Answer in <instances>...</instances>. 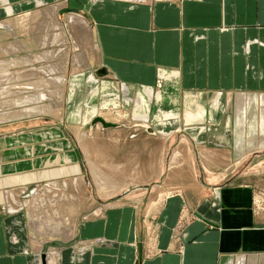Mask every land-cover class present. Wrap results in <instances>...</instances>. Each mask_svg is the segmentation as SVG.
<instances>
[{
  "label": "crops",
  "instance_id": "obj_1",
  "mask_svg": "<svg viewBox=\"0 0 264 264\" xmlns=\"http://www.w3.org/2000/svg\"><path fill=\"white\" fill-rule=\"evenodd\" d=\"M71 6V17L82 16L92 29L93 73L105 69L125 95L170 102L175 116L164 118L181 115L176 142L188 144L190 154L174 164L170 151L164 181L123 190L118 201L135 204L109 205L100 220L77 219L70 232H52L50 242L24 210H0V264H264L257 190L225 181L240 172L243 158L225 150L228 143L264 142L256 139L257 128L264 132V0H0V20ZM142 105L139 99L135 117L145 124ZM49 138L47 131L0 135V205L10 190L38 179L25 173L48 163ZM153 185L163 197L148 204L156 207L150 226L136 202L139 190L152 194Z\"/></svg>",
  "mask_w": 264,
  "mask_h": 264
},
{
  "label": "rangeland",
  "instance_id": "obj_2",
  "mask_svg": "<svg viewBox=\"0 0 264 264\" xmlns=\"http://www.w3.org/2000/svg\"><path fill=\"white\" fill-rule=\"evenodd\" d=\"M72 8L57 12L55 7H41L0 20V135L47 131L51 136L43 142L50 149L48 163L43 169L25 173L38 179L7 191L6 204L0 205V210L10 209V205L24 210L35 229L48 236V242L54 240L52 232L56 230H73L77 219L81 224L87 219L100 220L109 205L134 203L119 202L120 198L111 201L121 197L125 188L164 181L170 151L175 153L170 160L174 164L184 161L178 158L183 152L190 154L188 144L176 142L181 115L164 118L166 113L175 116L170 102L152 104L148 95L136 91L125 95L111 79L94 76L97 58L92 29L78 15L75 17L87 25L70 24ZM139 99L143 103L139 115L148 114L145 124L135 117ZM228 113L234 115L233 111ZM97 118L118 127L104 128L99 122L94 125ZM231 129L236 131L230 128V135ZM257 129L256 139L263 138L264 132ZM227 146L225 150L239 151L245 159L240 160V172L226 175L225 181L254 186L259 197L257 207L264 208V142ZM39 158V154L33 155L32 164ZM71 168H78V173ZM58 170L65 173L63 178L47 173ZM3 179L6 177H0V183ZM151 188L152 194L139 190L143 199L136 202L150 226L156 207L148 204L163 197L157 186Z\"/></svg>",
  "mask_w": 264,
  "mask_h": 264
},
{
  "label": "water",
  "instance_id": "obj_3",
  "mask_svg": "<svg viewBox=\"0 0 264 264\" xmlns=\"http://www.w3.org/2000/svg\"><path fill=\"white\" fill-rule=\"evenodd\" d=\"M94 76H95L96 78L103 79V78H105V77L108 76V72H107L105 69H101V70H98V71L94 72ZM98 122L101 123L102 126H103L104 128H116V127H118L117 124L107 123V122H105V120H103L102 118H97L93 123H94V125H95V124L98 123ZM147 128H148V127H147ZM149 130H150V132L152 131L151 129H149ZM146 188L149 189L150 186H147ZM119 198H120V197L115 198V199H113V200H111V201L117 200V199H119ZM43 264H45V261L43 262Z\"/></svg>",
  "mask_w": 264,
  "mask_h": 264
},
{
  "label": "bare ground",
  "instance_id": "obj_4",
  "mask_svg": "<svg viewBox=\"0 0 264 264\" xmlns=\"http://www.w3.org/2000/svg\"><path fill=\"white\" fill-rule=\"evenodd\" d=\"M40 1V0H39ZM42 3V2H41ZM7 4V3H6ZM40 3H38L37 2V5H39ZM5 7H7V6H5ZM4 8V7H3ZM56 9V11H57V7H55ZM5 9V8H4ZM8 9H9V7H8ZM45 10V9H44ZM8 11V10H7ZM56 11H55V13H56ZM6 12V11H5ZM44 12V11H43ZM10 14V13H9ZM84 21H81L79 18L77 19V18H70V24L74 27L76 24H78V23H81L82 25L84 24V26H86L87 24L84 22ZM85 57V56H84ZM82 61H83V57H82V59H81V62L80 63H82ZM41 109V108H40ZM44 109V108H43Z\"/></svg>",
  "mask_w": 264,
  "mask_h": 264
}]
</instances>
